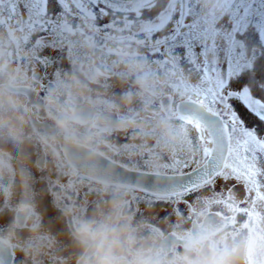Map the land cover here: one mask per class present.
Returning a JSON list of instances; mask_svg holds the SVG:
<instances>
[{"label":"clouds","instance_id":"9594fccd","mask_svg":"<svg viewBox=\"0 0 264 264\" xmlns=\"http://www.w3.org/2000/svg\"><path fill=\"white\" fill-rule=\"evenodd\" d=\"M256 7L61 0L53 16L48 0H0V264H264V200L252 221L233 222L209 196L174 219L156 212L170 191L230 161L234 144L223 135L205 164L185 118L222 126L198 103L211 104L213 82L164 33L183 14L211 53L226 40V24L248 22ZM47 48L59 55H43ZM245 52L253 63L260 49ZM201 63L222 61L208 54ZM188 164L196 165L192 177L182 174Z\"/></svg>","mask_w":264,"mask_h":264},{"label":"snow or ice","instance_id":"6c2138e0","mask_svg":"<svg viewBox=\"0 0 264 264\" xmlns=\"http://www.w3.org/2000/svg\"><path fill=\"white\" fill-rule=\"evenodd\" d=\"M27 2V0H25ZM61 5V0H58ZM228 33H226V57L227 68H221L219 65H208L201 63L202 58L208 54L219 56L220 46L214 47L211 50L208 44L205 43L201 46L199 56L195 52L194 48L197 41L193 39L190 32L184 31L189 28L186 23L183 14L178 18V22L175 28H169L166 36V43L173 48H184V60L186 63L195 66L200 71L206 82L212 81V102L211 104H205V100L198 101L201 105L207 107L209 113L218 117L222 121V126L217 127L215 122L204 121L203 118L197 116H188L185 119L189 124L193 126L197 133V139L202 144V154L205 157V164H209V158L211 157L214 148L212 147L223 135H227L229 141H234L235 148L231 146L229 148V156L237 157V161L230 163L226 160L222 166L215 167L208 166L202 171L198 182L192 183L191 186H184L179 189L170 191L163 200H167L170 203L179 205L181 202L187 200V196L197 192V190L204 187H212L217 178L227 181L230 178H234L238 183L244 186V196L239 199L235 195V187H230L222 191H213L209 195L210 200L220 207H226L233 215L232 221L235 222V218L238 214H243L247 217L248 221L259 220L260 213L255 211V205L257 200H264V191H261L262 183L261 176H264V171L257 167L255 158L249 161L246 156H241L239 149H247L250 145H258L261 151H264V140H259L256 133L253 130L243 127V122L238 121L235 114L232 112V104L230 100L232 98H239L242 104H247L252 113L256 114L261 120H264V101L254 98L250 87L247 85H241L239 87L232 86V78L237 75L244 68H251L253 66L245 52V45L239 39L237 34L244 31L247 28L248 22L246 19L238 18L232 24ZM170 26V25H169ZM157 32L156 34H159ZM160 35H157L159 37ZM160 44L161 41L157 40ZM163 50V48H161ZM219 71V76L216 75V71ZM204 96L207 93L203 94ZM235 164V166H234ZM252 193H255V199H253ZM200 198L197 196L195 199ZM251 201L250 207L243 206ZM192 201L185 202V209L183 214L190 212ZM174 212H181L179 207L174 209Z\"/></svg>","mask_w":264,"mask_h":264},{"label":"flooded vegetation","instance_id":"af4514ba","mask_svg":"<svg viewBox=\"0 0 264 264\" xmlns=\"http://www.w3.org/2000/svg\"><path fill=\"white\" fill-rule=\"evenodd\" d=\"M255 3L257 7L248 17L247 28L244 31H241L237 34V39L243 40L245 46L249 51H251L254 47H257L260 49V52L256 55V58L253 61V66L251 68L242 69L239 73H237L235 77L232 78V86L239 87L241 85H247L248 87H250L254 98H258L259 100L264 101V77H258L256 75L257 68L259 66L264 67V31H261V28H264V0H255ZM227 66L228 65H227V57H226L223 69H226ZM230 103L232 104V112L235 114L238 121L243 122V127L253 130L256 133V136L259 140H264V120H261L256 114L252 113L248 105L246 103L242 104L239 101V98H232L230 100ZM235 147L236 145L233 144V148ZM239 152L241 156H246L249 161H252L254 157L257 167L260 168L262 171H264V151H261L258 145L252 144L247 149L240 148ZM234 161H237L236 156H233L229 162L233 163ZM195 167L196 165H192V164L185 165L182 169V173L191 171ZM230 179L234 182L233 186L231 187H235L236 197L238 199L240 197H243L244 186L238 183L236 179L234 178H230ZM219 180L221 179L217 178L215 182ZM205 188L206 187L199 189L197 190V192L202 191ZM193 194L187 196L188 201H189L188 198H190L191 195ZM146 195L148 198H152V193L147 192ZM253 199H255L254 196ZM160 201H167V200H160ZM243 206L250 207V205L248 204H244ZM221 208L223 207L217 206V211H219ZM238 216L246 217L243 214H238Z\"/></svg>","mask_w":264,"mask_h":264},{"label":"rangeland","instance_id":"374dc122","mask_svg":"<svg viewBox=\"0 0 264 264\" xmlns=\"http://www.w3.org/2000/svg\"><path fill=\"white\" fill-rule=\"evenodd\" d=\"M170 27H171V25L169 26V31H170ZM231 27H232L231 24H226V28L228 30H230ZM165 34H168V32H166ZM153 38L155 39V38H157V36H154ZM219 46H220L219 55H220V59L222 61L221 68L223 70L224 63H225V60H226V47H227V42L226 41H221ZM194 50L197 53V55L199 56V53L201 51V46L197 43L195 45ZM175 51L181 57L184 56V51L185 50H184L183 47H177L175 49ZM43 55L50 56V57L55 58V57H57L59 55V53L57 51L51 49V48H47V49H45ZM184 63L186 65L188 64L185 61H184ZM233 183L234 182L231 179H229L227 181L221 179V180L215 182L212 187H206L202 191H198V192L194 193L188 199H189V201H192L193 202L197 196H200V197L201 196H209V195H211L213 193V191H222L223 189L228 188V186L230 188L231 186H233ZM239 188H241V187H239ZM239 191H242V190H239ZM186 201H188V200H186ZM185 202H181L179 205H177L175 203H170V202H167V201H159V202L156 203V212L159 214L160 217H168V216L172 215V217L174 219L175 216L181 215V214H183L184 211H187L185 209ZM177 207H179L181 209V212H174V209L177 208Z\"/></svg>","mask_w":264,"mask_h":264},{"label":"trees","instance_id":"16d2710c","mask_svg":"<svg viewBox=\"0 0 264 264\" xmlns=\"http://www.w3.org/2000/svg\"><path fill=\"white\" fill-rule=\"evenodd\" d=\"M23 6V5H22ZM48 11L51 15L55 16L57 13H59L61 11V5L59 4L58 0H48ZM98 11H100V14L101 16H103V11L102 9H98ZM145 15L146 16H154L155 13L154 11L153 12H145ZM187 22L186 23H191V20H186ZM107 21L106 20H102L101 23H106ZM184 31H187V29H184ZM166 33V32H165ZM164 33V34H165ZM161 33L159 34H156L155 36L157 35H160ZM243 42V40H241ZM244 44V42H243ZM245 45V44H244ZM163 52V50H161ZM256 75L258 77H264V67L263 66H259L257 68V73Z\"/></svg>","mask_w":264,"mask_h":264},{"label":"water","instance_id":"95a60500","mask_svg":"<svg viewBox=\"0 0 264 264\" xmlns=\"http://www.w3.org/2000/svg\"><path fill=\"white\" fill-rule=\"evenodd\" d=\"M212 166L215 167V164H213ZM193 170L188 171V172H185V173H182V174L185 175V176H187V177H192ZM199 178H200V176L192 177V180L189 179V180L185 181L184 186H189L190 187L192 183L198 182ZM169 179H171V178H169ZM154 180H155L154 177L149 179V183L147 185V189H148L147 192L152 193L153 188L155 186L154 185Z\"/></svg>","mask_w":264,"mask_h":264}]
</instances>
